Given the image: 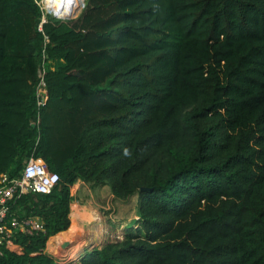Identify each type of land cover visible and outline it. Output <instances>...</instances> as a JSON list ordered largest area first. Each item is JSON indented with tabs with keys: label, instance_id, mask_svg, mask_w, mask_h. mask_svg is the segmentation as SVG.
<instances>
[{
	"label": "trees",
	"instance_id": "obj_1",
	"mask_svg": "<svg viewBox=\"0 0 264 264\" xmlns=\"http://www.w3.org/2000/svg\"><path fill=\"white\" fill-rule=\"evenodd\" d=\"M40 19L0 0V175L33 157L59 182L8 203L44 231L0 264H60L46 244L79 181L136 196L138 219L64 264H264V0H85L47 44Z\"/></svg>",
	"mask_w": 264,
	"mask_h": 264
},
{
	"label": "rangeland",
	"instance_id": "obj_2",
	"mask_svg": "<svg viewBox=\"0 0 264 264\" xmlns=\"http://www.w3.org/2000/svg\"><path fill=\"white\" fill-rule=\"evenodd\" d=\"M71 196L70 215L72 213L75 216L73 224L77 231L66 240L59 235L66 231L61 232L56 235L61 241L54 240L57 243L48 246L54 236L46 244V254L57 263H77L86 252L100 250L120 241L126 230L134 227L138 219L137 197L115 199L108 186L92 190L79 181L71 188Z\"/></svg>",
	"mask_w": 264,
	"mask_h": 264
},
{
	"label": "built area",
	"instance_id": "obj_3",
	"mask_svg": "<svg viewBox=\"0 0 264 264\" xmlns=\"http://www.w3.org/2000/svg\"><path fill=\"white\" fill-rule=\"evenodd\" d=\"M33 1L41 13L38 31L43 34L46 44L48 43V37L43 32L44 24L50 19L63 22L76 19L85 7V0H63L60 8H64V6L66 8L64 12H61L60 8L55 5L54 0ZM36 97L37 108L40 109L47 100L44 73L42 71L38 72ZM58 182V176L49 172L40 158L33 157L25 161L24 167L18 176L9 178L7 174L0 175V256L3 249L20 253L19 247L12 240L14 234L32 235L44 231L43 222L39 218L19 220L14 215L9 216L8 203L27 194H48Z\"/></svg>",
	"mask_w": 264,
	"mask_h": 264
},
{
	"label": "bare ground",
	"instance_id": "obj_4",
	"mask_svg": "<svg viewBox=\"0 0 264 264\" xmlns=\"http://www.w3.org/2000/svg\"><path fill=\"white\" fill-rule=\"evenodd\" d=\"M63 0H54V3H55V5L57 6V7H59L60 8V6H61V2H62ZM76 6V4L74 5V7ZM65 8H66V6H64V8H60L59 10L61 11V12H64L65 11ZM70 218H71V221H72V223H71V226H70V228L68 229V231H66L65 233H63V234H59V235H61V236H64V239L66 240L69 236H71L73 233H75L76 231H77V227L73 224L74 223V221H75V216H74V214H72L71 213V215H70ZM58 235V236H59ZM68 235V236H67ZM58 236L56 237V241H61V240H59L58 239ZM50 246V245H49Z\"/></svg>",
	"mask_w": 264,
	"mask_h": 264
},
{
	"label": "crops",
	"instance_id": "obj_5",
	"mask_svg": "<svg viewBox=\"0 0 264 264\" xmlns=\"http://www.w3.org/2000/svg\"><path fill=\"white\" fill-rule=\"evenodd\" d=\"M57 237V236H56ZM56 237L54 238V240H56ZM57 242H55V241H53V243H52V240H50L49 242H48V246L50 245V246H53L54 244H56Z\"/></svg>",
	"mask_w": 264,
	"mask_h": 264
}]
</instances>
